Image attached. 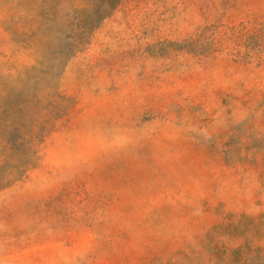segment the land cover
<instances>
[{
    "label": "rangeland",
    "instance_id": "rangeland-1",
    "mask_svg": "<svg viewBox=\"0 0 264 264\" xmlns=\"http://www.w3.org/2000/svg\"><path fill=\"white\" fill-rule=\"evenodd\" d=\"M0 264H264V0H0Z\"/></svg>",
    "mask_w": 264,
    "mask_h": 264
}]
</instances>
